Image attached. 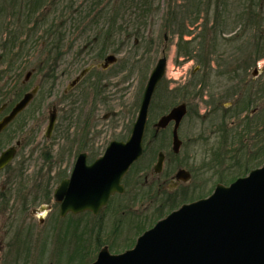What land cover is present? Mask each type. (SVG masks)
<instances>
[{
    "label": "rangeland",
    "instance_id": "1",
    "mask_svg": "<svg viewBox=\"0 0 264 264\" xmlns=\"http://www.w3.org/2000/svg\"><path fill=\"white\" fill-rule=\"evenodd\" d=\"M225 1L230 3L226 4L230 8L225 13L229 15L226 21L215 15L222 0L6 1V11L20 6L31 8L38 26H34L30 36L23 34L13 52L2 60L4 51L0 44V99L16 95L19 100L37 85L40 92L0 138L1 147L10 144V140L14 143L18 137L26 138L21 155L28 166L21 181L14 182V192L8 194V206L0 210V264H91L105 245L113 255L122 253L182 204L205 199L218 184L229 186L264 166L263 154L260 162L236 161L255 144L256 129L248 132L252 127L247 123L260 120L264 108L252 114L251 106L234 115L236 107L248 103L245 89L255 90V95L260 91L264 94V58L258 59L264 53V40L262 45L257 44L250 17L243 14L250 0ZM240 1L241 8L235 6ZM45 3L46 9H36ZM95 4H99L95 9L90 7ZM258 9L263 16L264 0H258ZM92 10L91 17H87ZM189 15L199 18L189 24ZM214 17L224 25L226 35L236 33L240 37L230 40L223 36L221 25L213 24ZM263 17L257 19L259 24L264 23ZM0 18L5 19L2 15ZM17 18L7 17L12 28L17 27ZM44 21L47 26L60 25L63 33L57 56L48 52L50 41ZM217 25L219 28L212 30ZM188 27L196 30L191 34ZM202 27L205 28L201 31ZM8 37L7 31L4 38ZM108 55H115L117 62L107 70L97 69ZM161 57L167 58L166 73L150 107L143 156L121 181L126 191L112 195L97 215L85 211L61 216L58 204L43 203V192L49 188L52 193L62 178H69L78 154H87L91 164L104 155L111 142L129 139L148 80ZM253 59H258L257 65ZM200 64H207L208 69L201 73L208 76V84L193 90V95L189 82ZM91 65L95 69L90 75L67 93L69 84ZM254 69L262 72L255 80ZM28 72L32 76L25 80ZM235 87L244 94L234 93ZM259 97L254 108L262 104L264 107V97ZM185 100L191 109L179 131L183 145L176 154L172 151V125L157 138L153 125L174 104ZM52 105L58 109V118L48 140L44 135ZM233 123L236 126L228 129ZM221 126L225 129L223 134L218 129ZM234 136L239 138L234 140ZM227 138L233 142L225 146ZM233 147L238 148L239 154ZM160 152L166 160L159 181L152 179L151 174ZM184 166L194 173V182L188 186L169 192L168 181L161 192L152 187ZM11 176L7 171L0 173V188L4 191ZM146 177L153 182L148 189L144 187ZM202 179L208 180L201 184ZM32 183L43 187L38 192V202L21 210L23 199L30 200L36 191V184L33 187ZM47 204L52 205V210L43 219L31 214L32 209Z\"/></svg>",
    "mask_w": 264,
    "mask_h": 264
},
{
    "label": "water",
    "instance_id": "2",
    "mask_svg": "<svg viewBox=\"0 0 264 264\" xmlns=\"http://www.w3.org/2000/svg\"><path fill=\"white\" fill-rule=\"evenodd\" d=\"M115 61L114 56H109L106 65ZM165 70L166 59L162 58L148 80L130 138L126 142H111L105 154L91 165L87 164L86 154L78 157L70 179L64 180L54 193V201L61 203V216L84 211L97 214L113 194L124 192L121 181L143 154L149 107ZM35 93L36 90L24 96L0 123V132L29 104ZM184 115V106H179L156 124L160 129L173 120L176 122L175 152L181 145L177 129ZM55 119L51 112L49 133ZM12 156V150L2 155L0 169ZM163 161L164 155L160 153L154 167L156 173L162 171ZM93 264H264V166L228 187L218 185L210 197L174 211L145 232L133 249L119 255L103 249Z\"/></svg>",
    "mask_w": 264,
    "mask_h": 264
},
{
    "label": "flooded vegetation",
    "instance_id": "3",
    "mask_svg": "<svg viewBox=\"0 0 264 264\" xmlns=\"http://www.w3.org/2000/svg\"><path fill=\"white\" fill-rule=\"evenodd\" d=\"M245 2L246 1H244V4H245ZM222 3H223V5L222 6H220L219 7V9H217L216 11H215V15H217L218 16V18L219 19H224L225 21L229 18V15L227 14V15H225V13L227 12V11H229V7L226 5V4H230V3H226V1L225 0H222ZM235 6H237V7H239V8H241V1H240V3H236V5ZM247 6V8L244 10L243 9V14H248L249 15V17H250V24L252 25L251 26V30H252V37H253V39H255L256 40V42H257V44H263V40H264V23H261V24H259V22L257 21V19L258 18H260V17H263L264 16V12H263V16H261V13H260V10H262V6H260L259 7V9H258V0H250V1H248V5H246ZM236 7V8H237ZM242 7H243V5H242ZM191 9H193L192 7H191ZM236 13V12H235ZM240 13H242V10H241V12ZM239 13V14H240ZM224 14V15H223ZM237 14V13H236ZM206 17V16H205ZM195 18V19H194ZM198 18H199V16H193V15H189V16H187L186 17V20H187V22L189 23V24H194V22L196 21V20H198ZM222 19V20H223ZM263 19H264V17H263ZM218 19H216V17H214V19H213V24L215 25L216 23H218L219 25H221V28H219V26L217 25V26H214V29H212V30H215L216 28H219V29H221L220 31H222L223 33V36H228L229 38H230V40H234V39H238L240 36L239 35H235L236 33H230V34H228V35H226L225 34V27H224V25H222L221 23H219L218 21H217ZM229 20V19H228ZM224 27V28H223ZM189 28V31H190V33L192 32V31H195L196 30V28H193V27H188ZM205 27H202V28H200V30L202 31L203 29H204ZM186 33H189L188 31L186 32ZM193 33V32H192ZM191 33V34H192ZM235 35V36H234ZM234 38H233V37ZM232 38V39H231ZM256 46V45H255ZM48 52H49V49H48ZM264 54V53H263ZM263 54H260L259 55V57H258V59L261 57V58H264V55ZM189 57H192V55H190V56H188V57H186L187 59L189 58ZM258 59L255 61V59H253V61H255V63H254V65L256 64H258ZM212 62V61H211ZM211 63H209V65H210ZM102 65H104L103 63L100 65V66H97L96 68L97 69H99V70H107V69H109L111 66H113V65H111V66H108L107 68H105V69H103L102 68ZM206 65L207 64H205V66L203 65H201L200 64V66H198L195 70H194V72H193V74L191 75V81L189 82V87L188 88H190V90H192V94L193 95H195L196 94V92L195 91H193V90H197V89H200V88H202V84H204L205 86L208 84V76H204V75H202V69H204V70H207L208 69V67L206 68ZM87 69H90V71L84 76V78L82 79V80H80L79 82H77L74 86H71L72 85V83L75 81V79L78 77H76L70 84H69V86L67 87L68 89H66V92L67 93H69L70 92V90H72V89H74L78 84H80L88 75H90V73L95 69V65H91V66H88L86 69H84V70H87ZM83 70V71H84ZM82 71V72H83ZM204 72V71H203ZM221 73V72H220ZM262 72H260L259 71V69H254V72L252 73V76H253V80H255V79H257V78H259V75L261 74ZM199 75H201V79L199 78ZM250 82V81H249ZM207 83V84H206ZM247 84H248V82H246ZM40 88V87H39ZM238 88H240V87H235V90L233 91L234 93H242V94H244V92H245V94H244V96L246 95L247 96V99H248V103H246L244 106H241L240 108L238 107H236V111L234 112V115H240L241 113H244V112H246L251 106L253 107V109H252V114H255V113H259L258 111L261 109V110H263V104L262 105H260V106H258V108H254V105H257L258 103H259V99L261 98V97H259L258 98V96H262L263 95V97H264V94H263V92L262 91H260L259 93H258V95L256 94L255 95V90L253 91L251 88H249V89H245V91L243 92L242 90L241 91H238ZM31 91V90H30ZM28 92V91H27ZM203 93V91L201 92V94ZM248 93V94H247ZM25 94V93H24ZM24 96V95H23ZM23 96H21V98L18 100L17 98H16V95H13L12 97H15V98H10V99H8V100H4L3 99V97L0 99V122L1 121H3V119H5L7 116H9L10 114H11V112H12V110H13V108L16 106V104H18V102L23 98ZM244 96H243V98H244ZM258 98V99H257ZM189 100V99H188ZM261 100H263V98L261 99ZM13 101H15V102H13ZM33 102H31V103H29V105L21 112V113H19L9 124H7L6 125V127L0 132V138L1 137H3V134L7 131V129H8V127L11 125V124H13L15 121H16V119L19 117V116H21V114L25 111V110H27L28 109V107L32 104ZM239 104H240V101L238 102ZM175 105V104H174ZM173 105V107L170 109V110H168V112L167 113H165L164 115H162L161 117H160V119L162 118V117H164L165 115H168L175 107H179V106H184V108H185V115L183 116V118H182V120L180 121V123H179V126H178V129H177V134H178V137H179V131H180V129H181V126L183 125V122L185 121V119L189 116V112H190V109H191V107H190V102L189 101H182V102H180V103H178L177 105H175L174 106ZM55 110V113H56V122H57V118H58V109H57V107L56 106H54V107H52L51 109H49L48 110V115H50V110ZM9 110V112H7ZM264 111V110H263ZM223 115H225V113L223 114ZM198 116H199V114H198ZM264 118V114H263V116H261V118ZM224 120H225V117H222ZM260 118V120H258V121H254V122H252V121H249L247 124L248 125H250L252 128L250 129H248V132H251L252 130H254V129H256L255 130V132L253 133V135H254V140H255V144L253 145V147H250L249 149V151L248 152H246V153H244V155L242 156H238L237 157V159H236V161H238L239 160V163H241L242 161L246 164V163H255L256 161H258V162H260V160L263 158V155H264V122H263V120ZM160 119H158V121L153 125V129H154V138H157L158 137V135H160V133L162 132V131H164V130H166L170 125H172V151L174 152V150H173V132H174V129H175V122L174 121H171L166 127H164V128H158L157 126H156V124H158L159 122H160ZM48 123H49V117H48V121H47V126H46V129H45V135H44V137L46 138V139H50L51 137H52V135H53V132H54V129H55V126H56V124H55V126H54V128H53V130L49 133V131H48ZM26 125L24 124L23 125V127H21V131L22 130H24ZM236 126V124L235 123H233L232 125H230L229 126V128L228 129H230V128H232V127H235ZM219 129V132L221 133V134H223L224 133V131H225V129L223 130V126H221V127H219L218 128ZM227 129V130H228ZM14 134V136L16 135V133H13ZM236 135V134H235ZM33 136V135H32ZM13 137V135H11L10 136V139ZM234 138V140H235V138H239L238 136H234L233 137ZM179 140H180V142H181V145H180V147H179V150H178V152L177 153H179V151H180V148L182 147V145H183V141H181V139H180V137H179ZM26 141H27V139L26 138H22V137H18L16 140H15V142L14 143H12V140H10V141H8V143H10V144H8L6 147H1L0 146V158L2 157V155L5 153V152H7L8 150H12L13 151V156H12V158H11V160L2 168V169H0V173H2V172H4V171H7V173L10 175V173L12 174V176L10 177V178H8V179H10L9 181H8V184L6 185V188H4V189H6V191H4L3 189H1L0 188V210L2 211L3 209H6V207L8 206L7 205V203L8 202H10V200H11V196L10 195H8L9 193H13L14 192V190H15V184H14V182H16L17 180H19V182L21 181V179L23 178V176H24V173L27 171V161L25 160V159H23V155H21L22 154V152H21V150H22V148L26 145ZM233 142V140H232V138H227L226 140H225V143H224V145L225 146H227L228 144H231ZM234 148V151L235 152H237L238 154H239V150H238V148L236 147H233ZM253 149V151L254 152H252L251 153V150ZM175 153V152H174ZM176 153V154H177ZM48 154H49V152H48ZM82 153H80V154H78V156H77V158H76V161H75V163H74V167H75V165H76V162H77V160H78V157L81 155ZM254 154V155H253ZM263 154V155H262ZM87 155V154H86ZM164 156H165V160H166V155L164 154ZM19 158V159H18ZM18 160H21L19 163H18ZM47 161L48 162H50V160L49 159H47ZM87 163L88 164H90L89 162H88V155H87ZM74 167H73V169H74ZM73 169H72V172H73ZM164 170L165 169H163V172L161 173V174H154V173H152L151 174V176H152V179H155V178H157L159 181L161 180V178H162V176H163V174H164ZM180 171H182V173L183 174H185V175H183V174H178V173H180ZM72 172H71V174H72ZM71 174H70V176H71ZM179 175H181V176H179ZM69 176V177H70ZM186 177V178H185ZM194 173H193V170H191V168H189V167H187V166H184L183 168H180L178 171H177V173L174 175V176H172V177H170V178H165V180H163V181H161V182H159V183H157V184H155L154 186H152V184H153V182L151 181H148V177H146V181L144 182V187H146L147 189L148 188H150L151 186L152 187H154V188H157V192H161V190L163 189V187H164V185L166 184V183H168V181H169V185L167 186V190L170 192V191H178V190H180V189H182L183 187H186V186H188L191 182H194ZM7 179V180H8ZM65 179H68V178H62L61 180L63 181V180H65ZM205 180H208V179H202V180H200V182L199 183H201V184H203V182L205 181ZM61 181V182H62ZM60 182V183H61ZM33 184V183H32ZM36 184V183H35ZM35 184H33L32 186L34 187V185ZM36 186V191H35V193L31 196V198H30V200H27V198H24L23 199V202H21V204H20V206L22 207V208H20L21 210H26V209H28V207L30 206V205H33L34 203H36V202H38L37 201V197H38V192L41 190V189H43V187L41 186V185H39L38 183L35 185ZM142 186H143V184H142ZM32 187V188H33ZM31 188V189H32ZM123 188H124V192L126 191V188L123 186ZM195 191V190H194ZM54 192V191H53ZM53 192L51 193L50 191H49V188H46V191H44L43 193H44V195H43V200L42 201H44L43 203H45V202H49V201H52L51 200V198H52V195H53ZM146 192H148V191H146ZM146 192H144V193H146ZM184 192L182 191V194H183ZM188 193H190V190H188L187 192H185V194L187 195ZM184 195V194H183ZM15 196V195H14ZM53 202V201H52ZM43 203H41V204H43ZM54 203V202H53ZM182 205H184V204H182ZM181 205V206H182ZM180 206V207H181ZM40 207H46L47 209H48V211L47 212H50L51 210H52V205H49V204H47V205H40L38 208H34V209H32L31 210V214H33L34 213V211L35 210H37V209H39ZM179 207V208H180ZM39 218V217H38ZM106 246V245H105Z\"/></svg>",
    "mask_w": 264,
    "mask_h": 264
},
{
    "label": "trees",
    "instance_id": "4",
    "mask_svg": "<svg viewBox=\"0 0 264 264\" xmlns=\"http://www.w3.org/2000/svg\"><path fill=\"white\" fill-rule=\"evenodd\" d=\"M6 1L0 0V16L2 15L5 18L2 20L0 18V44H1V47L4 51L3 57L1 56V60L3 58H6L9 55V52H13L15 47L18 45V43L23 38V34H27V35L29 34V36H30L31 32H33L34 26L35 25L38 26V23H37V20L35 19V16L33 17L32 10L31 11L29 10L31 8H22V6H20L19 8H13L12 11H6V9H7ZM45 2H46V0H45ZM44 5H45L44 7H41V6L38 7L37 6L36 9H40V8L46 9L48 4L45 3ZM98 5L99 4H95V6L91 5L90 7H94V9H95ZM93 10L87 14V17H91L90 15L92 14ZM16 16H18L17 27L12 28V24H10L8 21H9V19L11 20L12 17H16ZM7 17H9V19H7ZM87 17H85V19ZM5 21H7L9 26H7ZM43 25H45L43 27H45V34L47 36V39H48V41H50L49 48H48L49 54H55V56H57L60 52V45L59 44L64 39L62 31H60L61 28L59 29L60 25L54 26L53 23H51V24H49L50 26H47V24H45V21L43 22ZM7 31H8L9 37L4 38ZM17 31H19V33H17ZM22 44L24 45L25 43L23 42Z\"/></svg>",
    "mask_w": 264,
    "mask_h": 264
}]
</instances>
